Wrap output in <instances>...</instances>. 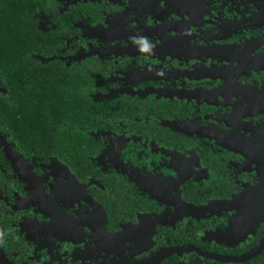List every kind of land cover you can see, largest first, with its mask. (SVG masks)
Returning a JSON list of instances; mask_svg holds the SVG:
<instances>
[{
    "label": "flooded vegetation",
    "instance_id": "1",
    "mask_svg": "<svg viewBox=\"0 0 264 264\" xmlns=\"http://www.w3.org/2000/svg\"><path fill=\"white\" fill-rule=\"evenodd\" d=\"M31 13L50 51L33 57L76 64L97 108L88 163L27 156L0 131V264H264V0H40Z\"/></svg>",
    "mask_w": 264,
    "mask_h": 264
},
{
    "label": "trees",
    "instance_id": "2",
    "mask_svg": "<svg viewBox=\"0 0 264 264\" xmlns=\"http://www.w3.org/2000/svg\"><path fill=\"white\" fill-rule=\"evenodd\" d=\"M39 1L0 0V131L27 145L32 152L27 156L67 166L88 163L81 130L95 117L90 110L97 105L88 103L86 93L92 90L84 87L86 75L76 71V64L73 76L33 57L50 53L47 41H35L31 29V12Z\"/></svg>",
    "mask_w": 264,
    "mask_h": 264
},
{
    "label": "clouds",
    "instance_id": "3",
    "mask_svg": "<svg viewBox=\"0 0 264 264\" xmlns=\"http://www.w3.org/2000/svg\"><path fill=\"white\" fill-rule=\"evenodd\" d=\"M130 39L137 53L140 54V61L148 60L152 54L154 43L147 36L143 35L133 36ZM81 43H83V41H81ZM140 61H138V63ZM156 74L163 75V71H158Z\"/></svg>",
    "mask_w": 264,
    "mask_h": 264
},
{
    "label": "water",
    "instance_id": "4",
    "mask_svg": "<svg viewBox=\"0 0 264 264\" xmlns=\"http://www.w3.org/2000/svg\"><path fill=\"white\" fill-rule=\"evenodd\" d=\"M1 91V90H0ZM259 219V218H258ZM262 246H263V243H261L253 252H252V256L254 255V254H256L257 252H259V250L262 248ZM250 255V254H249Z\"/></svg>",
    "mask_w": 264,
    "mask_h": 264
}]
</instances>
